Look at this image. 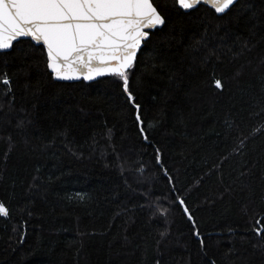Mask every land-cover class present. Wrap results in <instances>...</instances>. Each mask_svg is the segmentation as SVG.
<instances>
[{
    "label": "trees",
    "instance_id": "trees-1",
    "mask_svg": "<svg viewBox=\"0 0 264 264\" xmlns=\"http://www.w3.org/2000/svg\"><path fill=\"white\" fill-rule=\"evenodd\" d=\"M153 2L128 70L145 133L119 78L0 52V264H264V0Z\"/></svg>",
    "mask_w": 264,
    "mask_h": 264
},
{
    "label": "snow or ice",
    "instance_id": "snow-or-ice-1",
    "mask_svg": "<svg viewBox=\"0 0 264 264\" xmlns=\"http://www.w3.org/2000/svg\"><path fill=\"white\" fill-rule=\"evenodd\" d=\"M199 2L177 0L185 10ZM210 2L217 13L223 14L235 0ZM165 24L153 0H0V50L11 49L19 37L42 41L47 48V66L55 77L92 80L110 74L122 81L128 99L134 103L128 70L149 37L145 29ZM3 83L8 85L10 81L5 78ZM214 83L223 87L219 79ZM134 106L139 121L140 105ZM184 211L188 212L187 207ZM0 215H9L3 202Z\"/></svg>",
    "mask_w": 264,
    "mask_h": 264
},
{
    "label": "water",
    "instance_id": "water-1",
    "mask_svg": "<svg viewBox=\"0 0 264 264\" xmlns=\"http://www.w3.org/2000/svg\"><path fill=\"white\" fill-rule=\"evenodd\" d=\"M238 0H235V2H234V4L237 2ZM201 4H203V5H207V6H209V7H211L212 9H214V7H213V5H212V3L210 2V0H200V2L198 3V4H196L193 8H191V9H187V10H185V9H183L182 7V9L183 10H185V11H190V10H192V9H195V8H197L199 5H201ZM233 4V5H234ZM155 5V4H154ZM179 5V4H178ZM232 5V6H233ZM231 8V7H230ZM159 11V10H158ZM228 11V10H227ZM226 11V12H227ZM225 12V13H226ZM161 13V12H160ZM218 14H220V13H218ZM224 14V13H223ZM160 27H162V26H158V28H160ZM154 30H156V29H154ZM154 30H149V29H145V31H149V37H150V34H151V31H154ZM148 37V38H149ZM147 38V39H148ZM20 39H30L33 43H35L36 45H42L44 48H45V51H46V54H47V48H46V45H43V42L42 41H40V42H37V41H35V40H33L31 37H19L18 39H17V41H19ZM17 41H13V46H14V44H15V42H17ZM144 46V42H142V44H141V48L137 51V57H138V54H139V52H140V50L142 49V47ZM13 48V47H12ZM11 48V49H12ZM11 49H8V50H0V52H3V51H9V50H11ZM137 57H136V60H137ZM135 63V62H134ZM50 71H51V69H49ZM52 73V72H51ZM53 74V77H54V79L55 80H58V81H65V82H75V81H81V80H84V81H86V82H92V81H96V80H98V79H100V78H102V77H104V76H108V75H110V74H105V75H102V76H99V77H94L92 80H86V79H84L83 78V76H80L79 78H74V79H70V80H65V79H60V78H57V77H55V75H54V73H52ZM132 102V101H131ZM132 104L134 105V104H136V103H133L132 102ZM139 115H140V113H139ZM136 116H137V110H136ZM139 124H140V129L141 128H143L142 127V119H141V116H140V120H139ZM143 132H144V130H143ZM145 133V132H144ZM258 225L260 226V229L259 230H261V232H262V229H263V227H262V225L260 224V221H258Z\"/></svg>",
    "mask_w": 264,
    "mask_h": 264
},
{
    "label": "bare ground",
    "instance_id": "bare-ground-1",
    "mask_svg": "<svg viewBox=\"0 0 264 264\" xmlns=\"http://www.w3.org/2000/svg\"><path fill=\"white\" fill-rule=\"evenodd\" d=\"M232 7V6H231Z\"/></svg>",
    "mask_w": 264,
    "mask_h": 264
}]
</instances>
